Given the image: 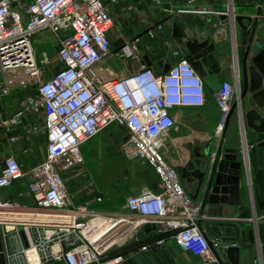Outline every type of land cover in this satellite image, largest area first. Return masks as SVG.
Segmentation results:
<instances>
[{"label":"built area","instance_id":"2783aa9c","mask_svg":"<svg viewBox=\"0 0 264 264\" xmlns=\"http://www.w3.org/2000/svg\"><path fill=\"white\" fill-rule=\"evenodd\" d=\"M118 1L0 0V129L20 128L21 135L42 134L45 139L44 158L36 165L24 168L13 154L0 158V211L9 217L0 218V229L2 238L11 240L6 264H121L124 256L112 253L132 243L143 224L155 227L156 239L141 250L162 248L166 239H172L201 264H221L215 254L224 248L221 239L207 238L200 205L185 191L166 157L169 145L192 139L170 140L179 131L172 112L203 107L205 86L185 59L165 73L142 66L128 76L99 75L96 65L108 56L137 59V38L116 53L110 49L111 41L120 36L113 35L110 13ZM152 1L159 6V0ZM133 9L130 4L126 12ZM147 35L152 37V31ZM39 46L44 50L37 60ZM47 50L53 51L51 57ZM18 81L36 95L16 101L10 114L1 118L7 107L2 99L12 94ZM235 96L233 83L224 81L212 94L219 111L216 137L223 132ZM111 125L128 132L120 146L125 157L147 163L158 178L159 193L143 189L125 198L123 209L139 216V221L97 213L87 204L73 206L70 201L66 175L82 176L81 148ZM18 140L19 136L9 138L12 143ZM16 183L28 204L4 197L3 192ZM87 187L93 188L89 183ZM95 201L101 202L100 197ZM129 231L133 233L125 244L110 245Z\"/></svg>","mask_w":264,"mask_h":264},{"label":"crops","instance_id":"0c3cea01","mask_svg":"<svg viewBox=\"0 0 264 264\" xmlns=\"http://www.w3.org/2000/svg\"><path fill=\"white\" fill-rule=\"evenodd\" d=\"M159 1V6H156L152 0H119L110 7L111 17L114 21L113 35L115 37L120 35L119 38L111 41V52L116 53L125 42L137 38V59H127L130 60L129 63L122 65L119 70H113L109 65L110 62L124 60L113 55L108 56L96 65V71L103 77L128 76L145 66L143 57H147L152 63V67L157 72H162V67L159 64H167L170 67L189 56L185 45L187 41L202 42L205 40L213 44L212 54L215 64L219 68V77L224 82L234 85L236 96L233 104H237L236 108L224 126L220 142H213L212 134L219 120V111L212 98V93L205 87L206 101L203 107L176 108L172 112L175 122L179 126L180 134L172 133L170 140H177L184 134H189L192 141L187 144H190L191 151L195 153L206 151V145L210 144L209 154L212 155L209 158L210 166L214 155L218 152L222 159L225 149L235 150L236 161L241 166L243 165V169H246L244 164L247 163L246 171L239 172V204L235 206L209 204L205 200L206 182L193 199L196 182L188 184L180 180L185 191L201 207L200 224L204 227L207 238L219 237L221 239L224 248L215 253L220 263L231 264L226 249L235 246L238 248L236 264H264V218H262L264 213V133H256L246 126L244 115L250 110L256 109L251 94L247 93L242 100H239L242 90L241 60L249 40L251 27L247 32H244L236 23L234 25L232 22L227 23L220 18V14H216V12H223V15L228 13V19H232L234 16H249L252 20L251 24H255L252 41L260 40L264 45V0H194L191 4H188V0ZM130 4L134 7L133 11L126 12V8ZM193 10H204L205 13L186 12ZM173 23L186 34V39L172 37ZM247 24L246 20L243 21V25ZM156 26H161V29L156 30ZM149 30L153 33L152 37L147 35ZM174 53L177 54L174 55ZM252 57L253 55L250 54L249 58ZM247 65L248 67L252 66L250 59ZM4 104L7 106L9 103L4 101ZM261 113H264V110ZM4 117L6 115L2 113L1 118ZM242 133L244 136H241ZM13 136H19V140L10 142L9 138ZM44 142L42 134L25 136V134H20V128L10 132L0 129V158L7 154H13L24 168L36 165L44 158ZM185 144L181 142L168 146L166 157L174 166L186 162L188 152L183 148ZM127 161L140 162L128 159ZM145 168L147 179L140 187V191L147 189L151 193H159L160 188L155 172L147 166ZM81 177L84 175H77L76 172L65 177L73 206L84 203L97 213L122 215L130 220H140L139 216L125 211L123 205L117 212L99 209V205L95 201L99 197L98 193L93 190L84 192L83 187L76 188L77 179ZM253 184L255 188H253ZM72 187L75 189L73 190ZM11 189L12 187L3 192V195L8 196L10 201L29 203L23 189L17 193H12ZM100 199L102 201V197ZM132 233H129L117 245L125 244ZM153 239H156L155 227L152 224L141 225L136 231L134 241L123 249L124 261L121 264H201L198 258L183 252L172 239H166L162 248L151 247L147 251L140 249L141 246ZM1 240L5 256L6 248L11 240L5 241L2 235ZM48 264L63 263L50 262Z\"/></svg>","mask_w":264,"mask_h":264},{"label":"water","instance_id":"95a60500","mask_svg":"<svg viewBox=\"0 0 264 264\" xmlns=\"http://www.w3.org/2000/svg\"><path fill=\"white\" fill-rule=\"evenodd\" d=\"M227 13V12H226ZM228 13L220 15V18L227 23H235L242 31L247 32L250 29V36L241 60V77L242 90L239 94V100H242L247 93L251 94V99L256 107L244 115L246 126L256 133H264V45L260 40L252 41L254 35L255 24H251V18L244 16H234L228 19ZM228 19V20H226ZM247 21V25H243V21ZM252 25V26H251ZM172 37L176 39H186V34L172 24ZM189 56L186 61L191 64L197 75L202 79L206 89L212 94H215L221 89L223 79L219 77V68L215 64L213 56L214 46L208 41L198 42L197 40H189L185 43ZM250 54L253 55L249 58ZM250 59L252 66L248 67L247 62ZM145 68L152 67V63L147 57H143ZM162 73L167 72L168 65H161ZM237 104H233L230 108L228 118L235 110ZM263 145V144H262ZM183 148L188 152L187 160L182 165L174 166L179 178L188 184L196 182L195 197L205 183V200L209 204H239V172L240 163L236 161L235 150L225 149L220 159L218 152L215 154L214 160L210 166V154L206 151L195 153L191 151L190 144L183 145ZM226 254L231 264H236L238 248L235 246L227 247ZM0 264H5V256L3 253L2 240L0 235Z\"/></svg>","mask_w":264,"mask_h":264},{"label":"rangeland","instance_id":"374dc122","mask_svg":"<svg viewBox=\"0 0 264 264\" xmlns=\"http://www.w3.org/2000/svg\"><path fill=\"white\" fill-rule=\"evenodd\" d=\"M40 46L36 48L37 60L40 59L41 52L44 50V48ZM47 55L51 57L53 51L47 50ZM129 61L130 60H114L110 62L109 65H111L113 70H119L122 65L129 63ZM55 68L56 67H54V69ZM12 89V94L2 99L3 103L4 101L9 103L6 107V116L10 114L12 105L16 101L20 99L23 100L30 95H36L35 90L29 87H22L19 81L17 85H12ZM223 132L218 137L213 133L212 141L219 143ZM127 133L125 128H120L115 125L109 126L98 138L86 143L80 150L83 158V170H81V175H84V177L77 179L76 188L83 187L84 192H86L90 190L87 184H91L93 187L92 190L98 193L99 197H102V201L97 203L99 209L112 212L119 211L124 204L125 198L138 193L140 187L146 182L147 172L145 166L153 170L147 163H131L127 161L120 147L122 139L126 137ZM177 134H180V130ZM184 136L190 135L184 134L182 137ZM241 136H244L243 133ZM191 141L192 140H185L182 142L187 144ZM209 151L210 144H207L206 152L209 154ZM244 166L247 169V163H245ZM246 169H243L242 165L240 167V172H244ZM253 188H255L254 184ZM72 189L74 190L75 187H72ZM19 190H22L20 184L16 183L12 186V193H17ZM7 197L8 196L5 198L8 199Z\"/></svg>","mask_w":264,"mask_h":264},{"label":"bare ground","instance_id":"6f19581e","mask_svg":"<svg viewBox=\"0 0 264 264\" xmlns=\"http://www.w3.org/2000/svg\"><path fill=\"white\" fill-rule=\"evenodd\" d=\"M219 135H220V133L217 134V136H219ZM7 215H8V214H7L6 212L0 211V218H1V220H3V221H7V220H9V217H7ZM129 232L131 233V231H129ZM129 232H128L126 235H123V237H121V238L118 239L117 241L111 243L110 245H112V244H118L119 242H121L126 236L129 235ZM2 246H3V245H2Z\"/></svg>","mask_w":264,"mask_h":264},{"label":"trees","instance_id":"16d2710c","mask_svg":"<svg viewBox=\"0 0 264 264\" xmlns=\"http://www.w3.org/2000/svg\"><path fill=\"white\" fill-rule=\"evenodd\" d=\"M122 251H123V249H121V250H117V251H115L114 253H112V255L122 254Z\"/></svg>","mask_w":264,"mask_h":264}]
</instances>
